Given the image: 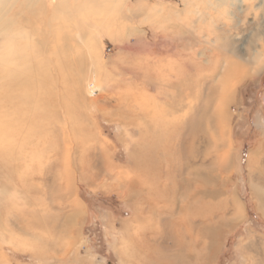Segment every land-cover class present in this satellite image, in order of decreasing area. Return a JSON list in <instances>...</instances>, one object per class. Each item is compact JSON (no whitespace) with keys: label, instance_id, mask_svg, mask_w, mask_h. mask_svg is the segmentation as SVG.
I'll use <instances>...</instances> for the list:
<instances>
[{"label":"rangeland","instance_id":"374dc122","mask_svg":"<svg viewBox=\"0 0 264 264\" xmlns=\"http://www.w3.org/2000/svg\"><path fill=\"white\" fill-rule=\"evenodd\" d=\"M249 1L251 0H222L221 6H210L208 3L209 8L206 10L204 0H57L61 9L58 8V12L53 13L58 17L61 15L66 24L64 32L68 41H88L96 57L95 63L100 67V72L90 79L88 76L85 81L89 89L97 86L91 93L84 90V78L81 81L76 78V66L66 68L62 73V81L60 80L61 98L55 101L59 111L61 105L70 110L63 114L65 119L62 122V126L71 129L67 139L71 146L70 160L86 164L75 170L77 175L83 174L85 177L74 176L75 183L68 189L72 194H68L69 199L61 201L65 213L71 214L75 210L77 215L70 225L64 227L55 225L54 228L44 229L29 225V204L18 198V194H14L18 196L16 200L13 197L15 205L5 208V202L10 203L11 180L4 176L5 181L0 184V264L148 263V260H141L142 256L133 258L128 253L129 248L133 249L128 236L136 237V233L140 232V228L145 229L148 222L144 221L141 225L137 217L138 203L122 193L125 191L122 173L127 170L130 160L131 146L136 138L135 129L137 126L143 127L139 107L146 102V94L156 93L155 88L158 90L157 101L172 100L170 88L163 85L168 77L171 78L177 90L174 100L178 103V107H175L177 114L173 121L170 120L176 125L170 131L175 134L171 151L173 163L169 166L171 175L176 173L175 181L182 180L189 174L186 168L192 170L197 164H203L198 154V162L184 169L177 166L182 161L177 151L185 143L180 139L188 132L191 122L190 114H183L182 109L187 100L182 95L185 91H192L193 94L199 92L196 79L202 71L195 67L206 62L205 58L210 56L213 44L211 41L207 46L204 38H201L203 45L195 43L196 27L193 20L201 15V24L206 26L205 11L213 13L215 10L219 16L232 18ZM45 3V0H0V145H5L6 142L18 144L20 160L17 168L27 172L29 156L33 157V151L29 153V137L18 136L29 134L28 120L22 119L26 117L22 115L29 114V41L31 35L37 37L36 32L39 31L35 28L47 12ZM258 6L255 3L248 14L242 16L246 28L238 34L232 32L235 39L241 40L262 22L261 17H256ZM255 17L259 19L257 23H253ZM181 18L184 20L182 23ZM179 22L182 24L180 29L176 26ZM236 24H239L238 19ZM94 28H98L100 32L93 31ZM187 31L191 36L184 41L187 45L193 42L189 50L196 53L194 59H191L192 55L170 57L174 44L181 37L187 36ZM177 32H181L179 37ZM222 32L223 28L220 31L216 29L212 35L219 38ZM41 56L40 49L36 58ZM78 58L79 55L71 61L78 63ZM191 73H194L193 78ZM189 77L192 80L188 82ZM182 80L186 81L179 84ZM146 81L150 86L144 83ZM56 87H51L54 93ZM56 94L58 93L54 95ZM228 110L232 114L229 138L234 145L233 150L236 151L239 147L241 160H246L249 148L255 145L257 151L261 150L260 142L264 141V67L256 77L244 80L238 86L235 102L228 106ZM14 115L16 116L13 118ZM46 140L48 141V137ZM211 143L212 141L208 146L210 149L213 148ZM221 147L219 145L217 148V155L221 153ZM202 155L205 159L204 167L192 170V175L199 172L198 176L201 177L200 174L204 173L203 178H206L208 172L212 171L216 189L221 190L210 200L201 195L198 202L193 199L196 205L202 201L205 206L209 203V207L215 211L224 210L221 219L226 224L229 223L224 226L219 237L211 264H264V161L254 167L252 165V168H245L244 160V168H228L219 175L215 170V155ZM37 157L40 159L42 155ZM261 157L264 158V152L256 154L255 159L260 160ZM106 164L115 168H103ZM92 172L98 174L94 181H91ZM18 174L20 175L19 171ZM231 198L236 202L231 201ZM169 201L160 199L155 203L158 204L157 207L151 211L146 208L141 214L155 216L158 214L156 208L162 205L171 209ZM178 205L176 203V207ZM163 210L161 212L164 215L166 208ZM218 218L215 216L205 223H212ZM190 225L196 233L200 223L195 219ZM145 230V235L149 237L144 238L145 243L150 247L143 249H148L152 252L150 255L163 261L166 256L158 257L157 254L170 255L172 252L167 250L164 240L155 232L156 229ZM153 236L158 239H151Z\"/></svg>","mask_w":264,"mask_h":264},{"label":"bare ground","instance_id":"6f19581e","mask_svg":"<svg viewBox=\"0 0 264 264\" xmlns=\"http://www.w3.org/2000/svg\"><path fill=\"white\" fill-rule=\"evenodd\" d=\"M204 1L207 4L206 10L209 8L208 3L210 6H221L223 3L222 0ZM45 2H47L44 6L47 12L41 18V23L35 28L39 31L36 32L37 37L35 38L31 35L32 38L29 41V114L22 115L26 116L24 118L21 117L24 120H28L29 134H20L21 136H18L29 137V153L31 154L30 151H33V157L29 156V172H27L22 168H17V162L20 160L18 144L15 143L14 145V142H6L5 145H0V184L5 181L3 179L4 176L11 180L9 186V201L11 204L5 202L6 209L13 207L16 202L14 199L16 200L19 196L18 198H22L29 204V225L49 229L50 227L54 228L55 225L64 227V225L68 226L72 223L77 213L75 210H72L71 214L65 213L61 201L69 199L68 194H72L71 190L68 191V189H71L73 185L74 176L85 177L83 174L77 175L76 171L77 168H82L86 164L71 161L69 157L71 146H69L70 143L67 142V139L71 129H66V126H62V122L65 119L63 114L70 110L60 104L62 108L59 111L57 108L58 103H55L56 100L61 98L60 80L62 73L69 66H76V78L80 81L84 78V90L87 93H91L93 88H97V86L89 89L87 88L88 83H85V81L88 80V76L90 79L98 71L100 72V67L95 63L96 57L92 53L90 43L80 39L81 34L78 36L79 42L72 43L68 41L69 38L65 36L66 32H64L66 24H64L61 15L58 17L53 13L58 8L61 9L59 2L56 3L57 0H45ZM255 3L259 5L256 9V17H261L262 22L241 40L235 39L232 32L236 34L243 32V29L246 28V22L242 16L248 14ZM215 11L213 13L205 11L207 17L206 26L201 24L203 22L200 19L202 18L201 15L198 16V19L193 20L196 27L195 43L203 45L201 38H204L207 46L208 42L212 41L213 44L211 45L210 56L207 55L205 58L206 64L194 66L202 71V74L196 79V83L200 88L199 92L193 94L192 91H185L182 95L187 100V104L182 111L183 114H190L191 122L188 125V132L180 139L185 143L182 148L179 146L180 150L177 151L182 159L177 166L180 169L190 166L198 160V154H200L199 157L203 164H201L202 162L197 164L196 168H203L205 159L202 153L207 154V156L208 154H213L215 155L214 160H216L215 170L219 175H222L228 168H244L245 165L242 166V164L245 161V168H252V165L254 167V165L264 161L262 157L260 160L255 159L256 154L264 152V141L260 142L261 150L257 151L255 145L249 148L248 157L246 160L244 159L245 161L241 160L239 147L236 151L233 150L234 145L229 138V124L232 114L228 110V106L235 102L238 86L244 80L256 77L264 67V0L246 2L242 11H237L232 18L219 16ZM256 17L253 23H257L259 20ZM31 18L29 15V19ZM237 19L239 24H236ZM183 21L181 18V23ZM179 23H176L178 29L182 27V24ZM222 28V36L218 38L212 35L216 29L220 31ZM98 30V28L93 29V31ZM177 33H179L177 35L179 37L181 32ZM190 36L191 33L187 31V36L181 37L179 42L174 44V50L170 57L176 58L183 55L190 57L192 55L191 59H194L196 53L189 50V46L193 42L187 45L184 41L185 38ZM213 37L215 40H212ZM54 39L56 40L54 41ZM223 40L225 42L221 43ZM80 48L83 50L81 51ZM40 49L42 50V56L36 58ZM78 55V63L71 61L74 58L76 59ZM71 63H76L77 65H71ZM191 76L193 78L194 73H191ZM191 78L189 77L187 81L192 80ZM77 79L75 84L78 83ZM185 81L182 80L178 83L183 84ZM144 83L150 86L148 81ZM53 84L57 86L55 93L58 94L56 95H54L53 88L51 89L52 86L54 87ZM163 85L166 86L165 88H170L172 100L157 101L158 90L155 88L154 91L156 90V93L154 95L146 94V102L139 107L142 113L141 123L143 127L135 124L137 126L136 129L134 128L136 131L135 142L131 146L127 170L122 173L123 186H125V191L122 192L124 195H122L138 203L139 213L137 217L141 225L146 221L148 224L144 226L146 227L145 229H156L155 232L160 234L167 250L172 253L170 255L166 252L165 254L167 255L157 254L158 257L166 256L163 261H159V259L150 255L152 252H149L148 249H143L150 247L145 243L144 239L147 237L144 233L147 230H142L141 228L140 232L136 233V237L128 236L130 238L129 243L133 247V249L129 248L128 253H131L133 258L134 256L137 258V255L142 256L141 260H148L147 264H211L212 257L218 248L219 237L224 231V226H228L229 223L226 224L221 219L224 210L215 211L209 207V203L205 206L202 201H200L199 205H196L194 199L198 202L202 198L201 196H205L209 198L207 200H210L215 197L216 192L221 190V188L216 189L215 177L212 176L213 174L211 175L212 171L208 172L206 178H203L204 173H201L200 177L198 176L199 172L194 171L195 175H192V170H196V168L192 170H190L191 168H186L189 174H186L182 180L177 179L178 181H175L176 173H173V176L171 175L169 166L173 163L171 151L175 134L170 131L176 126L172 121L177 114L175 107H178V103L174 100L177 90L169 77ZM64 101L63 103H66ZM16 115L12 117L14 118ZM74 135L76 136L75 133ZM47 137L48 141L46 140ZM210 141H212V149L208 147ZM219 145H222L220 148L221 153L217 155L216 150ZM213 149L215 150L213 151ZM231 150H233V153ZM38 155H42V157L38 159ZM159 166L162 168H158ZM102 167L115 168L107 164ZM116 171L119 172L120 170ZM91 174V181L96 180L98 174H93V172ZM179 185L180 187H178ZM178 188L180 191H178ZM14 194H18V196ZM186 197L187 199H185ZM158 198L169 199L168 203L172 205L171 209H167V205H162L156 208L158 214L155 216L149 213L141 214L146 208L151 211L154 207H157L158 204L155 203L160 201ZM232 200L236 202L231 198ZM176 203H179L177 207ZM164 207L166 208V213L163 215L161 211ZM22 212L24 213L25 211ZM215 216L219 217L218 220L209 224L205 223L206 220H212L211 218ZM193 219H197V222L200 223L196 233L193 232V227L190 225L191 222H194ZM151 239L156 240L158 238L153 236Z\"/></svg>","mask_w":264,"mask_h":264}]
</instances>
